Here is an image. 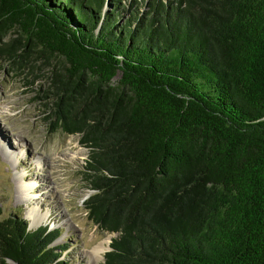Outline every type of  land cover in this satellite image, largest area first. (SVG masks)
I'll use <instances>...</instances> for the list:
<instances>
[{"label":"trees","instance_id":"trees-1","mask_svg":"<svg viewBox=\"0 0 264 264\" xmlns=\"http://www.w3.org/2000/svg\"><path fill=\"white\" fill-rule=\"evenodd\" d=\"M24 1L21 25L0 0V61L69 65L44 105L88 149L100 264H264V0ZM59 233L0 218V264H68Z\"/></svg>","mask_w":264,"mask_h":264},{"label":"rangeland","instance_id":"rangeland-1","mask_svg":"<svg viewBox=\"0 0 264 264\" xmlns=\"http://www.w3.org/2000/svg\"><path fill=\"white\" fill-rule=\"evenodd\" d=\"M16 34L15 29L8 37ZM41 54L32 53L22 72L0 61V218L19 216L29 229L58 227L52 245L62 247L59 259L68 264H100L104 254L93 256L91 247L108 237L111 241L116 233L100 229L84 207L91 193L82 173L88 149L80 144L78 134L54 129L44 105L50 101L43 97L48 72L53 67L66 71L69 65L53 51ZM37 158H41L39 167ZM19 176L24 182H37L26 196L18 192ZM33 205L37 214L44 215L35 225L28 213Z\"/></svg>","mask_w":264,"mask_h":264},{"label":"bare ground","instance_id":"bare-ground-1","mask_svg":"<svg viewBox=\"0 0 264 264\" xmlns=\"http://www.w3.org/2000/svg\"><path fill=\"white\" fill-rule=\"evenodd\" d=\"M3 145V144H2ZM4 150L6 149V152H8L7 151V148L4 146V148H3ZM67 149V148H66ZM71 150V149H70ZM67 151V150H66ZM68 151H69V148H68ZM67 151V152H68ZM16 153V152H15ZM66 153V152H65ZM6 154V153H5ZM70 155V154H69ZM10 156V155H9ZM15 156V155H14ZM36 162V164H37V166L39 167V166H41V158H37V160L35 161ZM56 166H58V165H56ZM60 166V165H59ZM19 180H20V182L18 183V185H17V188H18V192L19 191H21V192H23V195L24 194H26V192L27 191H29L30 189H33V188H35V185L37 184V182H24L23 180L24 179H22L21 178V176H19ZM27 180V179H26ZM24 196H26V195H24ZM37 211H38V209H37V207L35 206V205H33V206H31L30 208H28V213H29V215H30V217H31V220H32V223L35 225V224H37V222H39L42 218H44V215L43 214H41L40 212V214H37ZM27 212V211H26ZM110 241V237H108V238H106V239H104V240H102L100 243H98V244H96V245H93L92 247H91V250L89 251L93 256H95V257H98V258H102L103 257V254H104V252H105V250H107L108 249V247H109V242Z\"/></svg>","mask_w":264,"mask_h":264},{"label":"water","instance_id":"water-1","mask_svg":"<svg viewBox=\"0 0 264 264\" xmlns=\"http://www.w3.org/2000/svg\"><path fill=\"white\" fill-rule=\"evenodd\" d=\"M16 11V19L20 22L21 25H24V23L28 22V20L31 19L34 21L37 17V13L34 14L32 7L24 0H19ZM18 28H20V25ZM7 262L13 264L11 260H7Z\"/></svg>","mask_w":264,"mask_h":264}]
</instances>
